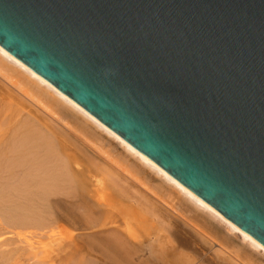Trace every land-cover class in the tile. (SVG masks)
Listing matches in <instances>:
<instances>
[{"label":"water","instance_id":"95a60500","mask_svg":"<svg viewBox=\"0 0 264 264\" xmlns=\"http://www.w3.org/2000/svg\"><path fill=\"white\" fill-rule=\"evenodd\" d=\"M0 48L264 249V0H0Z\"/></svg>","mask_w":264,"mask_h":264},{"label":"rangeland","instance_id":"374dc122","mask_svg":"<svg viewBox=\"0 0 264 264\" xmlns=\"http://www.w3.org/2000/svg\"><path fill=\"white\" fill-rule=\"evenodd\" d=\"M51 114L0 74V264H264L262 251L243 256L239 234H229L189 205L182 212L165 204L170 199L155 191L157 178L136 165L145 186L120 172L119 184L128 194L109 183L102 188L110 203L103 207L109 211L104 210L110 218L117 215L121 232L126 233L128 226L134 235L127 236L135 244L131 255L113 253L106 243L111 225L84 224L82 210L75 207L78 199L68 192L67 174L85 176L92 195H97L94 181L101 177L97 164L110 167L98 147L108 148L103 150L113 152V157L123 152L113 141L105 146L91 142L75 123L67 125ZM88 202L96 210L92 197ZM63 209L82 221L72 226L60 222Z\"/></svg>","mask_w":264,"mask_h":264},{"label":"bare ground","instance_id":"6f19581e","mask_svg":"<svg viewBox=\"0 0 264 264\" xmlns=\"http://www.w3.org/2000/svg\"><path fill=\"white\" fill-rule=\"evenodd\" d=\"M0 74L3 77H5L7 80H9L10 83H12L14 86L18 87L27 96H29L30 99L31 98L34 99L35 103H37L41 108L47 109L49 112H51L52 113L51 115L57 116L60 119L63 118V120H65V122H66L65 124H67V125H68V122L75 123L77 125L76 130L79 131L81 134L85 135L91 142L97 143V144L99 143L101 146H105V145H108V143H109L107 141H113L121 148V150L123 152L122 156L120 154L116 153L117 155L113 157L111 155V153H113V152H111V151L109 152V150L108 151L103 150L106 147L105 148L103 147V149H100L101 147H98L97 151H99V153L102 155L101 157H103L104 160L107 159L109 161V163L104 162V161H103V163H107V165L110 164L109 165L110 167H107L106 165L103 166L101 163L97 164V161L95 162V165L97 164V171H99V174L101 175L100 178H98L96 181H94L96 184V192L95 193H97V195H95V194L92 195L91 190L89 189L90 188L89 186H91L92 184H88L85 176L78 174L77 172H73V171H70V173L67 174L68 187L70 190L68 192H70L74 198L78 199L75 207L82 210L81 213H82L83 218H84V224L86 223V224L92 225V227H95V226L102 227V226H106V225H111V227L109 228L110 233H111V237H109L107 239L106 243H107V247H109L113 251V253H115V252L117 253L118 251L119 252L124 251L125 253H128V255H131L135 244H133L134 242L132 243L127 236L128 235L134 236V235L131 231L132 229L129 230L128 226L125 227L126 230H128L126 233L121 232V229H120L121 222H120V220H118V218L116 217L117 215L115 213H114L116 215L115 219H113L114 216L111 217L112 219L109 217L110 215H108L107 212L105 211V210H107V208L105 209L103 207H104L105 203L108 206L110 203H108V200L106 199V196H105L102 188L104 187L105 184L107 185V183H109L111 188H116L115 190H117L121 194H123V193L128 194L127 191L125 190L126 191L125 192L124 189L119 184V177L121 178V175H122V174H120V172L127 174L125 177H127L129 175V176H131V179L133 178L136 182L138 181V183L145 186L144 183L141 181L142 179L140 177H143V176L140 173L139 169L144 171V173L145 172L147 174L151 173L155 178H157L158 184L154 186L155 191L158 193L163 192L164 197L166 196L165 197L166 199L167 198L170 199V202L169 203L165 202V204L170 205L171 208L177 207L182 212L185 208L187 209V207L190 206L192 209H194V211L200 212L201 215H204V216L208 217L209 219L215 221L219 225H222V227L225 229V231L226 232L228 231L229 234L231 233V234H233V236L235 234H239L242 238L243 243H244L243 246L245 247L243 249L244 250L243 256H246L247 254H249L250 251H252V252L253 251L254 252L262 251L264 253V249L261 246H259L256 242H254L250 237L241 233L237 228H235L228 221L223 219L219 214L215 213L210 208H208L203 203H201L196 197H194L192 194H190L188 191H186L181 185H179L177 182H175L172 178H170L167 174H165L161 169H159L154 164L147 161L142 155H140L139 153H137L136 151L131 149L126 143L121 141L116 135H114L112 132L108 131L105 127L100 125L97 121H95L92 117L87 115L83 110H81L79 107L74 105L72 102H70L63 95L59 94L50 85L41 81L36 76H34L31 73V71H29L26 67H24L18 61H16L13 57H11L9 54H7L1 48H0ZM58 114H60V115H58ZM70 128L73 129L72 131H74V129H75L72 127H70ZM81 134H79L78 136H81ZM74 135L76 136L77 134H74ZM88 139H85V140L83 139V140L84 141L87 140V142H88ZM42 143H45V142H42ZM87 144H90V142ZM49 147H47V148H49ZM112 148L113 147H111L110 150H112ZM90 149H94V147L90 148ZM106 149H108V148H106ZM114 150L115 149H113L112 151H114ZM100 154H98V155L100 156ZM90 156L91 155H89V157ZM104 156H105V158H104ZM93 160H95V157ZM130 161H132V162H130ZM92 163L90 162V164H92ZM134 165H136L139 169L136 168ZM66 173H68L67 170H66ZM133 179H132V181H134ZM126 181H127V179H126ZM42 187L44 188V186H42ZM146 189H148V188H146ZM152 191H150V192H152ZM153 192H152V194H155V196H156V193H153ZM44 195H45V193H44ZM90 197L93 198V203L96 206V210H93L95 207L91 208V205L88 202V199H90ZM53 203L56 205V207L58 209L60 208L59 200L53 201ZM139 210H141V209H139ZM142 210L144 211V208ZM146 210L147 209H145V211ZM107 211H109V210H107ZM140 212H142V211H140ZM148 212H146V213H148ZM109 214H111V212ZM129 214H131L130 211H129ZM180 217H183V216H180ZM195 217H197V216H195ZM78 219L73 218L71 216V212L68 210H64V214L63 213H62V215L60 214V217H59L60 222L66 223L69 226H72V225L76 224L77 221H80ZM56 225H57V223H54L52 225V227L56 226ZM46 228H47V226H46ZM160 248H159V250H160Z\"/></svg>","mask_w":264,"mask_h":264}]
</instances>
